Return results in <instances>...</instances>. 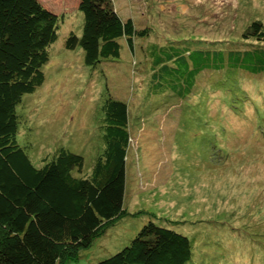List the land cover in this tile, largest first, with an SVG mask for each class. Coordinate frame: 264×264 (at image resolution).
<instances>
[{
	"label": "rangeland",
	"instance_id": "1",
	"mask_svg": "<svg viewBox=\"0 0 264 264\" xmlns=\"http://www.w3.org/2000/svg\"><path fill=\"white\" fill-rule=\"evenodd\" d=\"M41 1L69 14L48 48L44 82L16 107L18 143L36 167L64 148L84 158L82 174L73 175L91 174L104 148L102 104L110 96L128 103L133 137L127 214L67 264L116 253L148 219L189 237L186 264H264V70L206 67L186 83L155 90L150 69L124 40L118 58L93 67L79 46L65 47L71 30L82 33L76 9L83 0ZM110 1L123 17L136 7L134 18L151 25V40L168 39L175 50L213 51L223 42L227 50L247 48L243 28L264 21V0ZM165 65L173 64L156 67L157 77L164 79Z\"/></svg>",
	"mask_w": 264,
	"mask_h": 264
},
{
	"label": "trees",
	"instance_id": "2",
	"mask_svg": "<svg viewBox=\"0 0 264 264\" xmlns=\"http://www.w3.org/2000/svg\"><path fill=\"white\" fill-rule=\"evenodd\" d=\"M135 8L123 17L110 0H83L76 9L83 14L82 33L71 30L65 47L79 46L93 67L118 58L124 40L133 56L141 55L145 72L150 69L155 90L186 83L206 67L264 70V21L243 28L247 48L227 50L223 42L213 51L175 50L168 39L151 40V25L134 18ZM67 16L41 0H0V264H67L127 214L126 161L133 139L127 102L111 96L103 102L104 148L89 175H73L82 174L84 158L64 148L36 167L17 141L16 107L44 82L48 48ZM165 60L173 65H165L162 79L156 67ZM191 256L187 235L148 219L128 245L92 264H186Z\"/></svg>",
	"mask_w": 264,
	"mask_h": 264
},
{
	"label": "bare ground",
	"instance_id": "3",
	"mask_svg": "<svg viewBox=\"0 0 264 264\" xmlns=\"http://www.w3.org/2000/svg\"><path fill=\"white\" fill-rule=\"evenodd\" d=\"M68 14V13H67Z\"/></svg>",
	"mask_w": 264,
	"mask_h": 264
}]
</instances>
